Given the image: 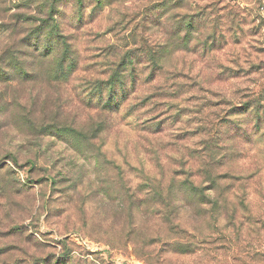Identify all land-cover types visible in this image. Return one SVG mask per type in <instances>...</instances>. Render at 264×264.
I'll use <instances>...</instances> for the list:
<instances>
[{"label": "rangeland", "instance_id": "1", "mask_svg": "<svg viewBox=\"0 0 264 264\" xmlns=\"http://www.w3.org/2000/svg\"><path fill=\"white\" fill-rule=\"evenodd\" d=\"M0 264H264V0H0Z\"/></svg>", "mask_w": 264, "mask_h": 264}, {"label": "trees", "instance_id": "2", "mask_svg": "<svg viewBox=\"0 0 264 264\" xmlns=\"http://www.w3.org/2000/svg\"><path fill=\"white\" fill-rule=\"evenodd\" d=\"M140 64H143L140 61L131 60L127 58L124 62V66L128 67L130 70V73L127 76H122L121 74H116L115 76H112L110 79L107 80L105 84L97 83V82H91L89 84H92L93 87L99 89V98L100 101L105 103L106 107H109L110 109H113L115 111H119L120 107L125 105L126 100L129 99L130 94L132 93L133 89L136 86V83L139 81V73H138V66ZM149 64V65H148ZM147 66L151 68V71L149 73V77L152 78L153 81H155L158 78V71L162 69L164 64L162 62H159L157 60H150L147 62ZM141 78V77H140ZM94 83V84H93ZM107 86L109 88V95H107L108 99L105 101V90L104 87ZM95 90V91H96ZM104 91V92H103ZM257 123H261V114H257ZM263 120V119H262ZM237 126H240V123L237 122ZM159 127L160 124H152L151 127ZM152 127V128H153ZM186 186H189L196 194L198 191V188L194 187V184H187ZM204 199V198H202Z\"/></svg>", "mask_w": 264, "mask_h": 264}]
</instances>
